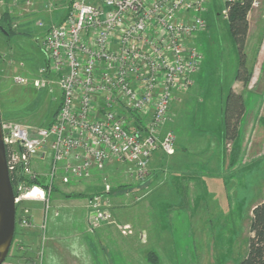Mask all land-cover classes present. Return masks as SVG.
<instances>
[{
	"label": "rangeland",
	"instance_id": "374dc122",
	"mask_svg": "<svg viewBox=\"0 0 264 264\" xmlns=\"http://www.w3.org/2000/svg\"><path fill=\"white\" fill-rule=\"evenodd\" d=\"M70 2L0 0V24L10 34L7 38L0 32L2 126L19 127L34 135L36 130L53 124L61 103L57 79L52 78L53 83L48 87L36 88L34 82L42 79L41 70L45 65L42 42L46 31L63 20ZM207 7L203 17L206 27L193 41L201 63L192 77L191 87L171 99L168 120L159 132V138L173 134L174 150L178 149L179 154L174 156L177 163L173 168L183 174L166 179V155L160 148L149 168V174L150 170L158 174L157 180L148 176L145 182L139 183L133 177L130 164L116 162H109L102 172L96 171L90 180L80 183L62 185L63 173L59 174L47 191L45 203L23 202L16 207L18 232L12 245L23 234L19 224L25 211L36 225L27 242L30 264L85 262L86 255L79 262L74 256L76 252L86 251L84 236L88 233L89 217L86 200L103 194L104 184L110 187L108 205L112 222L101 227L113 228L114 232H110L117 231L121 236L125 235L118 226H133L140 231L139 243L130 244L137 251L135 264H238L246 257L251 211L264 198V163L248 164L238 154L230 165L232 147L224 144L222 138L221 112L238 69V51L222 19L224 0H208ZM263 9L264 3L256 11ZM5 13L8 26L1 21ZM257 54V47L250 45L246 63L249 71L254 72V81L259 72L264 78V62L254 61ZM18 78L25 81L20 83ZM258 86L259 83H253L245 92L253 94L250 88L257 90ZM124 115L130 125H136L134 116L129 120V115ZM136 117L144 131L148 117ZM34 160L35 175H40L41 183H48L49 161L40 163L39 157ZM185 174L190 178H185ZM35 205L40 212L34 211ZM44 209L47 221L42 230ZM25 230L28 232L31 228ZM76 231L80 232L77 241L74 240ZM134 232V229L130 231ZM79 243L81 247L77 246ZM14 246L5 261L26 263L12 257ZM149 256L154 261L148 263Z\"/></svg>",
	"mask_w": 264,
	"mask_h": 264
},
{
	"label": "built area",
	"instance_id": "2783aa9c",
	"mask_svg": "<svg viewBox=\"0 0 264 264\" xmlns=\"http://www.w3.org/2000/svg\"><path fill=\"white\" fill-rule=\"evenodd\" d=\"M238 1L224 0L222 19H227L226 6ZM263 3L252 0L248 15ZM207 6L208 0H71L63 20L46 31L42 79L34 82L36 88L48 87L57 79L61 103L53 124L34 135L0 127L15 208L23 202L45 203L61 173L60 183L68 185L88 180L109 162L128 163L134 179L143 183L154 152L160 148L167 156L174 154L173 134L159 138V132L171 99L191 87L201 63L193 41L206 27ZM124 114L129 120L147 116L145 130L135 129ZM35 157L49 161L48 183L35 175ZM109 192L104 184L103 194L86 200L89 233L112 222ZM19 225L34 227L27 211ZM118 228L125 236L132 230Z\"/></svg>",
	"mask_w": 264,
	"mask_h": 264
},
{
	"label": "crops",
	"instance_id": "0c3cea01",
	"mask_svg": "<svg viewBox=\"0 0 264 264\" xmlns=\"http://www.w3.org/2000/svg\"><path fill=\"white\" fill-rule=\"evenodd\" d=\"M66 13V9L64 11ZM210 12V11H209ZM65 14L63 15L62 19L64 18ZM264 9L262 11H253L247 16L248 21V32L245 42L244 53L246 55V62L248 61V50L250 45H255L258 50L257 58L254 57L255 62H264ZM247 66V63H246ZM248 68V67H247ZM249 70V69H248ZM261 71V69H260ZM251 72V71H250ZM262 72V71H261ZM252 76L247 85H243L240 82L234 80V83L231 87H229L234 93L240 94L244 100V114L239 124L238 128V146H239V158H244V161L248 164H254L261 162L264 163V78L259 72V75L256 77L257 80L254 81V72H251ZM262 77V79H261ZM261 79V80H260ZM259 83L257 90L255 88H250L252 93H246V89L250 87L252 84ZM244 91V92H243ZM180 95V94H178ZM177 95V96H178ZM222 139V138H221ZM224 144H226L224 142ZM229 145L230 144H226ZM177 148V147H176ZM174 154L171 156L166 155V179L172 176H180L182 175V171L174 170L173 166H176V157H178V149L174 150ZM157 152V151H156ZM153 153L150 162L149 168L152 165V158L155 155ZM238 158V161L240 160ZM154 161V158H153ZM158 169L160 166L157 167ZM264 169V167H263ZM149 174L152 179L157 180L158 174L156 172H152ZM96 171H92V174ZM159 173V172H158ZM157 174V175H156ZM185 178H190L189 175L185 174ZM90 180V179H89ZM88 181V180H87ZM263 200V199H262ZM255 203L253 208L260 204ZM84 205V202H83ZM83 205H80L83 207ZM252 208V209H253ZM34 211L40 212V208L38 206H34ZM83 209V208H82ZM38 218V217H37ZM37 221V219H35ZM85 218L83 220V233L85 234L86 222ZM35 222V221H34ZM33 223V222H32ZM31 230L25 229L23 230V234L18 237L17 244L11 245L14 246V253L13 256L15 260L18 261H25L28 262V255L29 248L27 247V242L31 239L30 235H32L35 231L36 225L33 223ZM17 229V228H16ZM111 229V230H109ZM113 228H104L100 227L94 233H87L85 234L86 243H85V250L80 251L81 253H75L74 258L77 262L82 261L84 258L83 256H87L85 258V262L83 264H95L98 261L99 264H133L135 262V258L137 255V251L135 248L130 246V244H138L140 241L138 229H134V233L130 236H121L117 231L116 234H112L114 232ZM18 230V229H17ZM112 231V232H110ZM18 232V231H17ZM15 230V233H17ZM80 232L76 231L74 240L77 241L78 235ZM16 238V236L14 235ZM14 239V238H13ZM21 240V242H20ZM81 247L80 243L77 245ZM11 248V247H10ZM134 251V253H133ZM9 254V253H8ZM12 255V253H11ZM83 258V259H82ZM79 264V263H78ZM81 264V262H80ZM135 264V263H134Z\"/></svg>",
	"mask_w": 264,
	"mask_h": 264
},
{
	"label": "trees",
	"instance_id": "16d2710c",
	"mask_svg": "<svg viewBox=\"0 0 264 264\" xmlns=\"http://www.w3.org/2000/svg\"><path fill=\"white\" fill-rule=\"evenodd\" d=\"M252 0H240L226 6L227 19L225 20L227 31L236 44L238 51V69L234 80L244 86L251 79V72L246 66V57L244 53L245 42L248 32L247 15L250 10ZM6 26L9 25L8 14L5 13L1 20ZM4 34L9 38L10 34L6 28L0 24ZM58 111V110H57ZM56 111V114H57ZM55 114V115H56ZM244 114V100L242 95L234 93L230 88L227 90L222 108L221 133L226 144H230V165L232 166L239 154L238 148V128ZM135 117V116H134ZM134 128L143 131L141 122L137 117ZM250 237L248 239V249L246 257L238 264H264V198L262 202L256 205L251 211V220L249 225ZM15 235V234H14ZM148 263L154 261L149 256Z\"/></svg>",
	"mask_w": 264,
	"mask_h": 264
},
{
	"label": "water",
	"instance_id": "95a60500",
	"mask_svg": "<svg viewBox=\"0 0 264 264\" xmlns=\"http://www.w3.org/2000/svg\"><path fill=\"white\" fill-rule=\"evenodd\" d=\"M0 32L6 34L1 27ZM14 197L6 166L5 147L0 139V264L6 260L15 234L16 208Z\"/></svg>",
	"mask_w": 264,
	"mask_h": 264
}]
</instances>
